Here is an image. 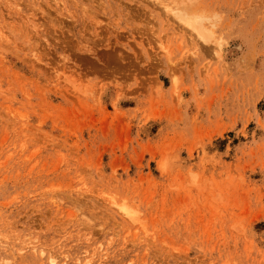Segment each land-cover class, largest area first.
I'll list each match as a JSON object with an SVG mask.
<instances>
[{
  "label": "rangeland",
  "instance_id": "obj_1",
  "mask_svg": "<svg viewBox=\"0 0 264 264\" xmlns=\"http://www.w3.org/2000/svg\"><path fill=\"white\" fill-rule=\"evenodd\" d=\"M0 264H264V0H0Z\"/></svg>",
  "mask_w": 264,
  "mask_h": 264
}]
</instances>
